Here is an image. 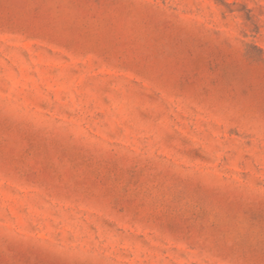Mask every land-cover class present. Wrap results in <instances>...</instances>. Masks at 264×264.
<instances>
[{"label": "rangeland", "instance_id": "obj_1", "mask_svg": "<svg viewBox=\"0 0 264 264\" xmlns=\"http://www.w3.org/2000/svg\"><path fill=\"white\" fill-rule=\"evenodd\" d=\"M0 264H264V0H0Z\"/></svg>", "mask_w": 264, "mask_h": 264}]
</instances>
